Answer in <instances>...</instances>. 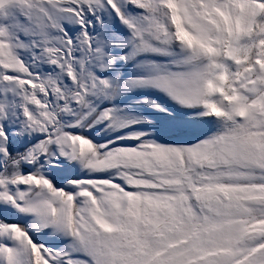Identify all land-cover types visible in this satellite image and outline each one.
<instances>
[{"label": "snow or ice", "instance_id": "snow-or-ice-1", "mask_svg": "<svg viewBox=\"0 0 264 264\" xmlns=\"http://www.w3.org/2000/svg\"><path fill=\"white\" fill-rule=\"evenodd\" d=\"M0 264H264V0H0Z\"/></svg>", "mask_w": 264, "mask_h": 264}]
</instances>
